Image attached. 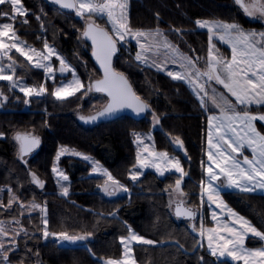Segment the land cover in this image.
<instances>
[{"label": "trees", "instance_id": "trees-1", "mask_svg": "<svg viewBox=\"0 0 264 264\" xmlns=\"http://www.w3.org/2000/svg\"><path fill=\"white\" fill-rule=\"evenodd\" d=\"M22 4L28 12L26 18L17 17L15 21L0 18V23H13L19 38L37 49L42 50L43 42L47 39L76 69L85 84L89 77H100L101 73L91 57V46L80 35L83 21L74 12L62 11L46 0H22ZM6 10L5 6H0V11ZM128 12L134 30H155L158 27L166 31L193 59L201 57L200 61L207 58L208 33L196 29L197 19L236 23L244 30L262 27L260 24H250L233 0H129ZM37 16L41 17L40 21L36 19ZM25 19L26 24L23 22ZM97 22L104 23L100 20ZM41 23L44 24L43 29ZM176 29L180 30V34ZM135 52L134 48L120 50L114 57V67L128 76L137 93L149 102L151 109L161 118V123L156 126L152 124L151 112L141 119L123 116L94 125H83L78 116L95 112L83 113L92 107V95L99 94L105 103L106 97L93 92L81 98L78 93L65 101H57L50 95L54 81L46 80L42 69L32 68L15 53L18 63L24 65L17 69V75L23 82L29 86L45 83L49 91L41 97L30 98V103L25 105L23 93L18 89L10 92L8 84H3L9 100L5 108L0 103V132L5 133V137L0 138V185L11 187L23 202L35 199L43 205L46 203L51 231L79 232L87 228L94 234L86 242L61 247L53 238L37 239L41 233L36 227L29 226L28 217H25V227L35 236L19 239V247L12 254V263L20 264L24 259L27 264H102L101 258L120 256L119 237L126 236V227L131 226L148 239L163 241L155 246H133L134 257L139 264H201V256L204 258L203 264H223V260L211 256L204 241L203 247L193 249V239L199 237L191 227L183 224L184 221L175 219L170 211L168 202L171 189L168 186H174L178 176L171 174L160 179L154 173L147 172L132 185L127 178L128 170L135 163L133 131L150 132L154 129L158 150L173 151L171 137L179 136L187 151V156L183 158V168L188 173L182 182L185 199L191 207L200 206V162H206V113L200 109L184 83L138 65L134 60ZM52 64L55 69L59 68V61L54 57ZM61 79L57 71L55 84L59 85ZM63 79L67 82L71 74L66 73ZM257 127L264 134V127L260 124ZM17 131L33 133L41 140L38 149L26 159V165L18 158L13 139ZM59 146L95 156L116 179L130 186L129 192L118 197H105L98 188L103 184V178L90 177V169L83 161L63 158L59 165L69 177L70 193L66 198L59 196L51 172ZM28 171L44 179L45 187L42 190L31 183ZM222 198L228 207L264 231V195L226 192ZM114 210H118L116 219L108 216ZM203 212L204 224L209 227L211 222L207 221V206H203ZM32 220L35 226L40 225L38 216ZM176 241L184 244V248L180 249ZM262 245L263 242L259 240L251 244L253 247ZM88 248L92 249L91 253L87 251ZM28 249H32V252L29 253ZM227 264L232 263L227 261Z\"/></svg>", "mask_w": 264, "mask_h": 264}, {"label": "snow or ice", "instance_id": "snow-or-ice-1", "mask_svg": "<svg viewBox=\"0 0 264 264\" xmlns=\"http://www.w3.org/2000/svg\"><path fill=\"white\" fill-rule=\"evenodd\" d=\"M51 3L58 5L60 9L74 11L83 21L80 35L83 39L91 41V56L99 66L101 75L98 79L89 77L85 84L76 69L47 42V39L43 42L42 50L37 49L19 38L13 23L4 22L0 23V81L8 82V91L18 89L23 93L25 105L30 103V98L41 97L49 91L45 83L29 86L17 75V69L24 65L18 63V59L12 55L14 49L32 68L42 69L46 80L54 81L50 95L57 101H65L78 93L81 98L93 92L104 94L106 103L96 109L94 114L78 116L85 124L115 116L123 110H130L136 116L151 112L153 126L159 125L161 118L151 109L149 102L137 93L128 76L114 67L113 58L120 48L130 41H135L134 60L137 64L165 72L173 81L185 82L195 95L200 109L207 114V149L204 151L207 162H200V206L190 207L182 189V182L188 173L185 172L180 159L170 156L166 151H157L154 143H147L152 140L150 134L133 131L132 143L136 152L135 163L128 170L129 179L137 182L146 169H154L161 177L166 173H178L174 186H168V189H171L168 207L171 209L175 205V216L191 222L189 226L192 232L199 237L193 239V249L197 246L203 247V241L206 240L211 256L218 260L223 258V264H227L228 260L233 264H264V246L249 248L246 245L249 236L264 242V231L228 207L221 196L222 191L233 189L245 194H264V134L256 128L257 121L264 122V113L250 110L251 105L264 108V32L246 31L239 24L226 21L197 19V28L206 29L208 33L207 59L202 69L198 66L201 57L193 59L181 53L158 27L155 30H134L130 24L128 0H51ZM235 3L248 17L264 21V0H235ZM0 6L7 8L6 11H0V18L6 20L15 21L17 17L26 18L28 15L22 0H0ZM156 17L159 20L158 13ZM36 19L40 21L41 17L37 16ZM98 20L104 21V24L98 23ZM23 22L26 24L27 19ZM41 28H44L43 23ZM175 31L180 34L179 29ZM215 41L227 45L231 51L230 58L219 53ZM53 57L59 61L58 69L53 67ZM169 64L175 65L178 70L170 69ZM57 71L62 77L59 85L55 84ZM66 73L71 74V79L64 82ZM216 85L221 86L223 91H218ZM7 100L8 97L0 92V102ZM3 137L5 133L0 132V138ZM13 139L18 145V158L26 165L24 158L40 145L41 140L33 133L19 131L15 132ZM171 142L187 156L184 142L179 136L171 137ZM245 148L250 150L251 157L244 154ZM64 155L89 161L91 172L104 178L103 184L98 185V188L105 196L113 197L120 192H129V188L99 161L75 149L60 146L51 167V172L57 177L60 196H69V188L62 183L67 182L69 177L58 168V161ZM27 175L31 178V183L41 189L45 187V182L39 179L36 173L28 171ZM7 192V204L0 201V209L5 212L11 211L16 205L21 216L25 211L30 215L39 209L40 225L35 227L41 237H36L37 239L48 240L51 237L57 244H77L88 241L94 234L87 228L79 232L51 231L46 203L38 204L35 199L24 203L14 194L11 187L7 188ZM205 197L209 206L215 205V208L220 210L219 213H210L214 225L212 227H206L204 224L202 209ZM117 212L118 210H114L108 213V216L116 219ZM225 215L226 218L222 219ZM197 218L200 220L199 228L195 223ZM126 231V236L119 237L123 248L121 258H101L102 264H136L132 258L133 242L150 246L163 243L137 234L131 226H127ZM27 232L28 229L18 218L0 221V264H12V254L19 247L18 238L22 234L27 235ZM33 235L35 236V233ZM175 243L180 249L184 248V244L179 241ZM27 251L30 253L32 249ZM87 251L91 253L92 249L88 248ZM203 260L201 256V264ZM20 264H27V261L22 259Z\"/></svg>", "mask_w": 264, "mask_h": 264}, {"label": "rangeland", "instance_id": "rangeland-1", "mask_svg": "<svg viewBox=\"0 0 264 264\" xmlns=\"http://www.w3.org/2000/svg\"><path fill=\"white\" fill-rule=\"evenodd\" d=\"M234 1V3H235V0H233ZM128 3H129V0H128ZM236 4V3H235ZM236 6H238L237 4H236ZM239 7V6H238ZM239 9L243 12V10L239 7ZM243 15H244V17L246 18V20L250 23V24H253V23H255V24H260L262 27H261V29H258V30H256V29H249V30H246V31H255V32H257V33H259V32H264V21H260V20H258V19H256V18H252V17H248L247 15H245V13L243 12ZM202 20H204V19H202ZM208 21H212V20H208ZM104 24V23H103ZM102 24V25H103ZM196 29L197 30H199V31H205V32H207V30L206 29H199V28H197V26H196ZM164 34H165V37L167 38V40L173 45V46H175L176 48H178L179 50H180V52L181 53H184V54H186V55H189L187 52H185V51H183L180 47H179V45L176 43V41L172 38V37H170L169 35H168V33L166 32V31H162ZM215 44H216V48L219 50V53L221 54V55H223V56H225V57H228V58H230V56H231V51H230V49L227 47V45H224V44H221L219 41H215ZM207 46H208V43H207ZM129 48H134L135 49V51H136V45H135V41H130L127 45H124V46H122L121 48H120V50H122V49H127V50H129ZM16 52H15V50L13 49V53H12V55H16L15 54ZM136 53V52H135ZM135 56V55H134ZM190 56V55H189ZM207 59V58H206ZM206 59H204L203 61H199L198 62V66L199 67H201L202 69L205 67V62H206ZM5 62H7V61H5ZM142 66H145V65H142ZM145 67H147V66H145ZM169 68L170 69H172V70H178L177 68H176V66L175 65H171V64H169ZM152 69H154V70H156L155 68H152ZM161 73H163V74H166L165 72H161ZM167 75V74H166ZM171 78V77H170ZM177 82H181V83H184L187 87H188V89L190 90V87L185 83V82H183V81H177ZM3 84H8V82L7 81H0V92H2L4 95H6L7 96V93L4 91V89L2 88L3 87ZM216 88H217V90L218 91H223V89H222V87L221 86H219V85H216L215 86ZM190 92L192 93V91L190 90ZM91 94V93H90ZM193 94V93H192ZM193 96L195 97V95L193 94ZM70 98V97H69ZM196 99V98H195ZM8 100H9V98H8ZM8 100L7 101H4V102H0L1 103V105H2V107H6V105H8ZM91 100V102H92V107H89V109H86L83 113H90V112H92V111H95L97 108H99V107H101L104 103H105V99H103L99 94H96V95H92V98L90 99ZM197 101V100H196ZM198 102V101H197ZM199 104V103H198ZM250 110L251 111H253V112H261V113H264V108H259L258 106H256V105H251L250 106ZM203 111V110H202ZM204 112V111H203ZM206 117H207V114H206ZM257 124H260V125H262L263 127H264V122H261V121H257L256 122V128H257V131H259L260 132V130L258 129V127H257ZM207 127V126H206ZM153 131H154V129L152 130V131H150V132H140V131H138L139 133H141V134H144V135H148V134H150L151 136H152V140L151 141H147V143H149V144H153L154 143V145H155V149L157 150V151H166V152H168L169 153V155L170 156H176L177 158H179L180 159V161H181V164H182V166H183V158H184V152L182 151V150H177L176 149V145H174L172 142V148L175 150H173V151H169V150H158L157 148H156V143H155V138H154V135H153ZM260 133H262V132H260ZM206 137H207V133H206ZM16 146H17V149H18V145L16 144ZM134 147H135V145H134ZM59 148H60V146H59ZM58 148V149H59ZM68 148H71V147H68ZM38 149V148H37ZM71 149H74V148H71ZM206 149H207V139H206ZM76 150V149H75ZM77 151V150H76ZM244 154H246V155H248L249 157H251V152H250V150H248L247 148H245L244 150ZM79 152V151H78ZM135 152H136V147H135ZM34 154V153H33ZM32 154V155H33ZM84 154V153H83ZM31 155V156H32ZM85 155H87V154H85ZM30 156V157H31ZM87 156H90L93 160H95V161H99L95 156H91V155H87ZM63 158H72V159H77V160H81V161H83L84 163H86L87 165H88V167H89V169H90V172H89V176L90 177H97V178H103L102 176H99L98 174H94V173H92L91 172V163L89 162V161H85V160H83L82 158H80V157H77V156H72V155H64V156H62L61 158H60V160L58 161V168L60 169V170H62L63 172H64V170H63V168L59 165V162L61 161V159H63ZM241 159H242V157H241ZM206 162H207V156H206ZM99 163L104 167V168H106V169H108L106 166H104L100 161H99ZM184 167V166H183ZM108 171H109V169H108ZM147 172H151V173H154L158 178H160V179H163V178H165L167 175H171V174H173V175H176V176H178L179 174L178 173H175V172H172V173H166L165 174V176H163V177H161V176H158L157 174H156V172H155V170L154 169H146V170H144L143 171V173H142V175L140 176V178H139V180L144 176V174H146ZM65 173V172H64ZM38 176V175H37ZM52 177H53V181L55 182V184H56V193L59 195V188H58V186H57V183H56V180H57V177H55L54 176V174L52 173ZM38 178L39 179H41L42 181H44V179L43 178H41L40 176H38ZM127 178H128V180L130 181V184L132 185V184H134L135 182H133V181H131L130 179H129V172H128V174H127ZM31 180V179H30ZM138 180V181H139ZM103 181H104V178H103ZM62 183H64L65 184V186H67L68 188H69V193H70V181L68 180L67 182H62ZM122 183V182H121ZM33 184V183H32ZM122 184H124V183H122ZM33 185H35V184H33ZM124 185H126V184H124ZM127 186V185H126ZM35 187L38 189V190H42L41 188H39V187H37L36 185H35ZM128 188L130 187V186H127ZM7 188H9V186H6V185H0V189H3V191H0V201H2L4 204H7V201H8V192H7ZM129 190H130V188H129ZM14 192V194L16 195V196H18L19 197V195H17L16 194V192L15 191H13ZM226 192H239L238 190H224V191H222V193H221V196L223 195V193H226ZM103 194V193H102ZM122 194H127V193H124V192H120V193H118L116 196H113V197H118V196H120V195H122ZM251 194H261V195H264V194H262V193H259V192H257V193H251ZM104 195V194H103ZM60 196V195H59ZM105 196V195H104ZM105 197H108V196H105ZM109 198V197H108ZM20 199V198H19ZM223 199V198H222ZM21 200V199H20ZM186 200V203H187V205L189 206V204H188V201H187V199H185ZM22 201V200H21ZM28 202H31V201H25L24 203H28ZM36 203H38V202H36ZM38 204H41V203H38ZM41 205H43V204H41ZM174 206V205H173ZM203 206H207V208H208V220L207 221H210L211 223L209 224V227H212V226H214L213 225V221H212V219H211V211H216L217 213H219L220 212V210L219 209H216L215 208V205H211V206H209V204H208V202H207V199H206V197H205V202H204V204H203ZM191 207V206H190ZM170 209V208H169ZM203 210V209H202ZM170 211L171 212H173V207L170 209ZM6 215V217L4 216V215ZM3 215V216H2ZM204 215H205V213H204ZM35 216H38L39 217V219L41 218V213H40V211H39V209H37V210H35V211H33V212H31V214L29 215V213L27 212V211H25V213H24V215L23 216H21L20 215V213H19V208H18V205H16V206H14L13 207V209L11 210V211H9V212H5V210L4 209H2V211H0V221H10L13 217H15V218H18V219H20L21 221H22V224H23V226L25 227V225H24V221H23V218H25V217H28V219H27V221H28V223H29V226H31L32 228H34L35 227V225H34V222H33V217H35ZM47 216H48V211H47ZM222 219L223 218H226V215L225 216H222L221 217ZM199 218H197V220L195 221V223H196V226H197V228H199V225H200V223H199ZM183 222V221H182ZM190 221H184V223L183 224H185L187 227H190L189 225H190ZM13 227H15V225H13ZM207 227V226H206ZM133 229V228H132ZM134 230V229H133ZM135 231V230H134ZM136 232V231H135ZM137 234H139L138 232H136ZM140 235V234H139ZM28 236H33V233H30V231H28L27 232V235H21L19 238H18V240L19 239H21V238H24V237H28ZM40 236H41V234H40ZM51 238V237H50ZM146 238V237H145ZM43 239V238H42ZM148 239V238H147ZM258 239L257 238H251V236H249V238L246 240V245H247V247H249V248H256V247H253V246H251V244L254 242V241H257ZM204 243L206 244V246H207V241L206 240H204ZM68 243H63V244H59V246H61V247H68V245H67ZM135 245H139V244H135V242H133V245H132V247L133 246H135ZM262 246H264V242H263V245ZM261 247V246H260ZM18 249V248H17ZM17 249H16V251H17ZM209 251V250H208ZM122 252H123V248H122V246H121V252H120V256L119 257H117L116 259H119V258H121V255H122ZM132 258L136 261V259H135V257H134V253H132ZM214 258H216V257H214ZM108 259V258H107ZM217 259V258H216ZM38 261H39V259H37ZM218 260V259H217ZM221 260H223V258H221ZM230 263H232L233 264V262H231L230 260H228ZM12 264H16V263H12ZM136 264H139L137 261H136Z\"/></svg>", "mask_w": 264, "mask_h": 264}, {"label": "water", "instance_id": "water-1", "mask_svg": "<svg viewBox=\"0 0 264 264\" xmlns=\"http://www.w3.org/2000/svg\"><path fill=\"white\" fill-rule=\"evenodd\" d=\"M46 1H47L48 3L54 5V6L57 7L58 9H60L58 5H55V4L51 3V0H46ZM60 10L65 11V12H74V11H72V10H70V9H60ZM74 13H75V12H74ZM84 40H85V39H84ZM85 41L91 46V41H90V40H85ZM91 57H92V56H91ZM114 57H115V56H114ZM92 60H93V62L95 63L96 67L99 68V66L96 64V62H95V60H94L93 57H92ZM113 60H114V58H113ZM103 95H104V94H103ZM146 113H147V112H146ZM146 113H144V114H142V115H140V116H136V115H135L134 113H132L130 110H123V111L117 113L115 116L108 117V118H101V119H99V120H97V121H95V122H92V123L85 124V123L82 122L80 119H79V121H80L83 125L88 126V125H94V124H97V123H99V122H103V121H110V120H113V119H116V118H120V117H123V116H129V117L134 118V119H141V118H143V117L145 116ZM37 148H38V147H37ZM37 148L34 149L33 152L30 153L29 155H27L24 159H25V160L28 159V158H29V157H30V156H31V155L37 150ZM176 149H177V150H181V149H179L177 146H176ZM182 151H183V150H182ZM184 157H185V156H184ZM174 209H175V205L173 206V212H172V214H173V216H174L175 219H177V220H179V221H188V220H186V219H184V218H177V217L175 216V214H174Z\"/></svg>", "mask_w": 264, "mask_h": 264}]
</instances>
